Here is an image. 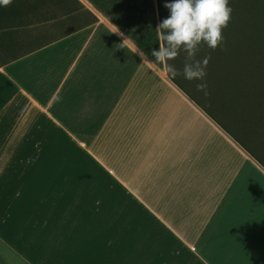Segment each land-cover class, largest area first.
Segmentation results:
<instances>
[{
	"label": "crops",
	"instance_id": "obj_1",
	"mask_svg": "<svg viewBox=\"0 0 264 264\" xmlns=\"http://www.w3.org/2000/svg\"><path fill=\"white\" fill-rule=\"evenodd\" d=\"M159 23L0 6V264H264V165L152 62Z\"/></svg>",
	"mask_w": 264,
	"mask_h": 264
},
{
	"label": "trees",
	"instance_id": "obj_2",
	"mask_svg": "<svg viewBox=\"0 0 264 264\" xmlns=\"http://www.w3.org/2000/svg\"><path fill=\"white\" fill-rule=\"evenodd\" d=\"M160 22L167 0H157ZM231 19L215 50L201 45L195 57H210L204 81L186 80L184 53L174 59L180 75L171 78L195 103L264 165V0H230ZM169 63L173 64L172 61Z\"/></svg>",
	"mask_w": 264,
	"mask_h": 264
},
{
	"label": "clouds",
	"instance_id": "obj_3",
	"mask_svg": "<svg viewBox=\"0 0 264 264\" xmlns=\"http://www.w3.org/2000/svg\"><path fill=\"white\" fill-rule=\"evenodd\" d=\"M12 0H0V6H8ZM230 0H167L164 7L169 15L155 28L159 48H152V62L162 65L170 78L180 75L179 70L169 63L180 53L186 56L183 77L186 80H199L198 90L207 88L204 81L205 69L210 57L195 59L200 46L217 49L223 42L222 30L230 22L232 8ZM142 60L147 56L139 52Z\"/></svg>",
	"mask_w": 264,
	"mask_h": 264
},
{
	"label": "rangeland",
	"instance_id": "obj_4",
	"mask_svg": "<svg viewBox=\"0 0 264 264\" xmlns=\"http://www.w3.org/2000/svg\"><path fill=\"white\" fill-rule=\"evenodd\" d=\"M172 63H173V65L175 66V62H174V60H172Z\"/></svg>",
	"mask_w": 264,
	"mask_h": 264
}]
</instances>
